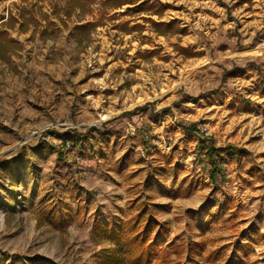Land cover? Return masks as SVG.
Returning a JSON list of instances; mask_svg holds the SVG:
<instances>
[{
    "label": "rangeland",
    "instance_id": "1",
    "mask_svg": "<svg viewBox=\"0 0 264 264\" xmlns=\"http://www.w3.org/2000/svg\"><path fill=\"white\" fill-rule=\"evenodd\" d=\"M24 6L0 59V264H95V223L127 218L172 264H264V0H0V21Z\"/></svg>",
    "mask_w": 264,
    "mask_h": 264
},
{
    "label": "trees",
    "instance_id": "2",
    "mask_svg": "<svg viewBox=\"0 0 264 264\" xmlns=\"http://www.w3.org/2000/svg\"><path fill=\"white\" fill-rule=\"evenodd\" d=\"M68 7L71 9L80 8L85 10L86 7L94 0H65ZM129 0H103L104 5L119 6ZM69 15V11L66 12ZM19 18L11 14L6 20L0 21L4 26L0 27V59H6L8 54L16 49L18 42L9 35L8 28L20 21V29L25 30L28 24L34 22L33 6L26 8L25 6L18 13ZM161 25L160 22H155ZM7 27V28H5ZM82 27V24L77 26ZM194 123L186 127L191 129ZM90 130V129H89ZM209 138H200L199 145L203 147L204 154L207 156L209 162L214 164V153L219 155V147L209 142ZM227 148L232 152L233 148L229 145ZM213 168V166H211ZM61 210L57 206H52L45 214L50 215L58 223H61L66 216H61ZM68 215V212L67 214ZM155 226V222L150 220L145 226L140 225L139 220H132L127 218L119 223L114 221L105 223L97 221L93 227V238L99 241H108L111 245L102 247L98 252L95 264H172L171 253H179L177 248L171 250L169 244L160 246L156 240L151 239L150 232ZM163 233L167 232V228H161ZM210 256L214 254L213 251L209 252ZM179 261L176 260L175 264Z\"/></svg>",
    "mask_w": 264,
    "mask_h": 264
},
{
    "label": "bare ground",
    "instance_id": "3",
    "mask_svg": "<svg viewBox=\"0 0 264 264\" xmlns=\"http://www.w3.org/2000/svg\"><path fill=\"white\" fill-rule=\"evenodd\" d=\"M156 96H160L159 94H157ZM105 116L102 115L100 118L94 119L93 122L94 123H99L101 121V119H103Z\"/></svg>",
    "mask_w": 264,
    "mask_h": 264
}]
</instances>
